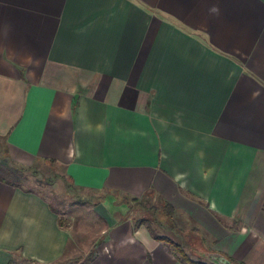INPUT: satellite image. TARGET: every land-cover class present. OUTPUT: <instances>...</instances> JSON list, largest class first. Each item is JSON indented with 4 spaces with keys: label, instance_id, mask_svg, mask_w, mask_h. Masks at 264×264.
I'll return each instance as SVG.
<instances>
[{
    "label": "crops",
    "instance_id": "obj_1",
    "mask_svg": "<svg viewBox=\"0 0 264 264\" xmlns=\"http://www.w3.org/2000/svg\"><path fill=\"white\" fill-rule=\"evenodd\" d=\"M0 140L264 264V0H0ZM119 207L72 261L51 203L0 180V264H183Z\"/></svg>",
    "mask_w": 264,
    "mask_h": 264
},
{
    "label": "rangeland",
    "instance_id": "obj_2",
    "mask_svg": "<svg viewBox=\"0 0 264 264\" xmlns=\"http://www.w3.org/2000/svg\"><path fill=\"white\" fill-rule=\"evenodd\" d=\"M0 176L24 189L41 194L57 210L63 223L66 224V228L70 227L74 238L70 250V254L73 255L72 261L84 259L88 254L94 253L95 246H90V242L92 240L99 241L103 236L101 232L102 227H105L103 214L107 212L110 215L108 208L111 209V213L113 212L117 207L114 206V201L103 202L104 193L97 194L74 187L64 175L63 169L50 162L38 163L33 168H23L15 164L8 157L2 140H0ZM113 199L115 202L123 204L118 206L123 209V216L133 218L134 222L141 218H150L147 213L141 210L138 201L122 196H116ZM141 202L145 206L156 203L150 202L146 197L142 198ZM128 206H130V210H127ZM113 216H116L114 212ZM175 233L180 236L179 238L175 237L177 240L185 241L187 244L188 242L199 244L205 250L207 249L205 254L201 253V256L206 258L208 254L212 253L211 243L191 225L187 223L177 225ZM201 238L204 239L203 243ZM186 250L188 251V247ZM195 254H199V252H195Z\"/></svg>",
    "mask_w": 264,
    "mask_h": 264
},
{
    "label": "trees",
    "instance_id": "obj_3",
    "mask_svg": "<svg viewBox=\"0 0 264 264\" xmlns=\"http://www.w3.org/2000/svg\"><path fill=\"white\" fill-rule=\"evenodd\" d=\"M54 164V162H50ZM24 168V167H23ZM0 180L11 184L17 185L12 183L0 176ZM134 201H138L137 199H133ZM115 205L122 206V203L115 202ZM141 210L149 215L150 218H141L137 222H135V227L137 228L140 225H146L151 235L158 241H162L168 244L169 248L172 252L179 258V260L183 264H214L207 258L201 256V253H206L205 248L202 245L192 244V242H185L179 241L175 237L179 238L175 233V229L177 227L174 221V208L166 203L163 207H158L156 205L145 206L143 204H139ZM52 206V205H51ZM127 206V205H125ZM53 207V206H52ZM53 209L57 212V210L53 207ZM127 210H130V206H128ZM60 217V216H59ZM152 217V218H151ZM165 221H164V220ZM59 224L62 227H66V224L63 223V220L59 218ZM170 225V226H169ZM201 242H204V239H200ZM188 247V251L186 250ZM209 249V248H208ZM210 251V250H208ZM212 252L213 249H211ZM195 252H199V254H195ZM94 253H90L87 258L84 260L85 263L91 260ZM231 263L234 264H244L243 262H236L233 259L227 257Z\"/></svg>",
    "mask_w": 264,
    "mask_h": 264
},
{
    "label": "water",
    "instance_id": "obj_4",
    "mask_svg": "<svg viewBox=\"0 0 264 264\" xmlns=\"http://www.w3.org/2000/svg\"><path fill=\"white\" fill-rule=\"evenodd\" d=\"M206 258L214 264H234L231 263L226 256H223L218 252H212L211 254H208Z\"/></svg>",
    "mask_w": 264,
    "mask_h": 264
}]
</instances>
